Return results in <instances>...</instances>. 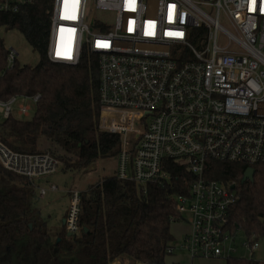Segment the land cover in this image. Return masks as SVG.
<instances>
[{"label": "built area", "instance_id": "1", "mask_svg": "<svg viewBox=\"0 0 264 264\" xmlns=\"http://www.w3.org/2000/svg\"><path fill=\"white\" fill-rule=\"evenodd\" d=\"M33 2L0 0V12L23 14ZM85 51L98 67L99 128L120 137L118 180L146 190L171 183L172 163L184 166L193 179L176 196L189 226L183 249L192 259L231 256L237 184L208 178L206 168L264 165V0H53L48 58L77 65ZM17 56L11 48L9 65ZM38 99L0 101L3 119L30 117ZM63 160L0 140V165L31 180L56 173ZM48 191L58 186L39 194ZM81 201L82 191L70 190V234L80 232ZM243 246L254 252L260 241L245 237Z\"/></svg>", "mask_w": 264, "mask_h": 264}, {"label": "trees", "instance_id": "2", "mask_svg": "<svg viewBox=\"0 0 264 264\" xmlns=\"http://www.w3.org/2000/svg\"><path fill=\"white\" fill-rule=\"evenodd\" d=\"M53 0H34L23 14L0 12V27L22 32L39 51L31 66L17 58L9 65L10 49L0 35V101L14 96H39L30 117L10 115L0 122V140L20 153H43L39 138L61 157L73 160L66 171H81L100 158L118 156L117 134L99 128L98 67L88 52L77 65L52 62L47 56ZM60 129L65 136L54 132ZM68 135V136H67ZM63 147V151L60 150ZM172 181L146 188L122 182L116 175L82 191L80 232L65 225L53 234L37 205L35 179L0 165V264H113L121 255L136 263L165 264L174 243L171 226L180 219L176 196L189 191L191 173L174 162ZM246 166L210 161L206 176L235 182L239 199L230 212L233 234L242 231L254 241L264 239V165L245 179ZM122 262H130L123 256ZM227 264H264L254 258L227 257Z\"/></svg>", "mask_w": 264, "mask_h": 264}, {"label": "rangeland", "instance_id": "3", "mask_svg": "<svg viewBox=\"0 0 264 264\" xmlns=\"http://www.w3.org/2000/svg\"><path fill=\"white\" fill-rule=\"evenodd\" d=\"M0 35L4 38L7 48L11 50V48L14 47L17 50V59L22 64L34 66L38 63L40 57L39 51L27 41L22 32L16 29L9 30L3 26L0 27ZM34 112L31 114L30 118L33 116ZM3 118V109L0 108V122L4 120ZM56 131L55 129L54 132ZM39 149L41 148L39 147ZM56 155L60 157L58 153H56ZM65 159L66 157H64V160ZM68 163V161L62 162L56 173L46 176L49 181L48 183H55L58 186V191H49L45 196H41L39 194V187H36L37 205L41 209L43 216L50 222V230L53 234L63 227L61 218L68 203L67 191L73 189L85 191L90 185L97 184L104 178L113 176L118 167V156L97 159L81 171H66V165ZM39 179L41 178L35 179L37 184H41V186L47 185L46 179L44 181L42 180L43 182H38ZM186 229L187 224L182 220H177L172 224L171 230L174 235L175 244L181 241V238L185 235ZM244 241L245 235L242 231H239L233 242L236 250L230 255L240 258H254L255 260L264 262V239L260 240V247L254 252L249 251L243 246ZM226 257L227 256L220 258H196L192 264H227ZM184 258H188L185 252L174 250L171 255H167L165 258V264L179 263L183 261Z\"/></svg>", "mask_w": 264, "mask_h": 264}, {"label": "crops", "instance_id": "4", "mask_svg": "<svg viewBox=\"0 0 264 264\" xmlns=\"http://www.w3.org/2000/svg\"><path fill=\"white\" fill-rule=\"evenodd\" d=\"M57 131H56V133H58L60 136H65V134H63L62 132H61V130L60 129H56ZM39 131H42L43 133H46V131H45V129L43 128V126H40L39 128H38V132ZM38 132H37V134H36V138H37V142H38V145H39V147L41 148V150L43 151H51L50 149H51V147H50V145L46 142V143H44L43 141H42V139L41 138H39V136H38ZM68 136V135H67ZM63 149V147L61 148L60 147V150H62ZM54 151V150H53ZM52 151V152H53ZM63 151V150H62ZM54 153H57V152H55L54 151ZM66 160H68L69 161V163H71V164H76L77 162H78V158L76 157V155H75V153H74V158H73V160H71V159H68V158H66ZM116 172H117V169H116V171H115V174H116ZM114 174V175H115ZM46 179V180H45ZM45 180L46 182H47V185L46 186H41V184H37L36 182V184H37V186L39 187V190H40V188H48L51 184H55V183H48L49 181L47 180V177L45 176V177H41V179H39V181L38 182H43V181ZM45 182V183H46ZM59 190V189H58ZM49 192V191H48ZM47 192V193H48ZM56 192V191H55ZM46 193V194H47ZM67 194H68V203H67V207H66V209L64 210V213H63V216H62V218H61V223H62V225L64 226L65 225V220H66V215H67V211H68V207H69V203H70V190H68L67 191ZM45 196V195H44ZM38 200V199H37ZM43 214V213H42ZM48 223H50L49 221H48ZM172 227V226H171ZM57 230V229H56ZM189 230V226L187 225V229H186V232ZM172 231V230H171ZM185 232V233H186ZM173 234V233H172ZM183 238H184V236L181 238V241L180 242H178L177 244H175V242L173 243V245H172V247L175 249V250H178V251H183V252H185V254L186 255H188V258H184V260L183 261H181V262H179V263H173V264H187V263H190V264H192L194 261H195V259H192L190 256H189V254L183 249V247H182V243H183ZM123 256H127L129 259H130V262H128V263H126V262H122V263H119V260L123 257ZM113 264H138V263H136V261L131 257V256H129V255H121V256H119L116 260H115V262L113 263Z\"/></svg>", "mask_w": 264, "mask_h": 264}, {"label": "water", "instance_id": "5", "mask_svg": "<svg viewBox=\"0 0 264 264\" xmlns=\"http://www.w3.org/2000/svg\"><path fill=\"white\" fill-rule=\"evenodd\" d=\"M254 173H255L254 170H252V169H248L247 172H246V175H245V177H244V180H245V179H248V178L253 179V175H254ZM234 187H235V186H233V188H234ZM69 234H70V233H69Z\"/></svg>", "mask_w": 264, "mask_h": 264}]
</instances>
